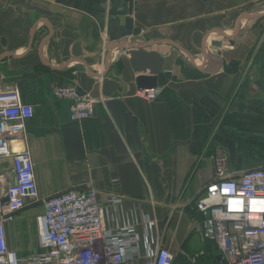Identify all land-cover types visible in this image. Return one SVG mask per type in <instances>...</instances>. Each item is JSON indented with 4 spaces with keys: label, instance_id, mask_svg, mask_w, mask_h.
<instances>
[{
    "label": "crops",
    "instance_id": "crops-1",
    "mask_svg": "<svg viewBox=\"0 0 264 264\" xmlns=\"http://www.w3.org/2000/svg\"><path fill=\"white\" fill-rule=\"evenodd\" d=\"M167 43L161 92L145 100L123 45ZM64 83L96 98L92 117L71 119V101L53 94ZM6 87L34 108L25 134L9 136L30 150L42 196L93 185L128 209L146 202L177 264L201 250L198 264H221L192 232L194 199L215 178L218 150L232 173L264 167V0H0ZM0 176L13 181L11 158H0ZM27 227L37 234L24 213L7 226L20 253L35 247L19 241Z\"/></svg>",
    "mask_w": 264,
    "mask_h": 264
},
{
    "label": "built area",
    "instance_id": "built-area-1",
    "mask_svg": "<svg viewBox=\"0 0 264 264\" xmlns=\"http://www.w3.org/2000/svg\"><path fill=\"white\" fill-rule=\"evenodd\" d=\"M161 89H138L154 100ZM57 98L71 101L70 117L82 121L95 114L97 100L76 83L59 84ZM34 108L15 87L0 90V158L13 161V181L0 176V264H173L174 253L155 234L157 220L146 202L127 208L125 198L108 193L103 200L93 185L42 196L29 149L13 145L10 134H25ZM215 179L194 199L198 213L192 231L220 252L221 264H264V167L232 173L228 156H211ZM37 216L39 251L23 255L8 243L7 226L20 212ZM204 250L189 257L195 264Z\"/></svg>",
    "mask_w": 264,
    "mask_h": 264
},
{
    "label": "water",
    "instance_id": "water-1",
    "mask_svg": "<svg viewBox=\"0 0 264 264\" xmlns=\"http://www.w3.org/2000/svg\"><path fill=\"white\" fill-rule=\"evenodd\" d=\"M140 33L141 30L137 29L134 34L137 36ZM167 44V46L160 45L159 47H151L150 44L147 46H137L134 44H129V46L128 44L123 45V48H129L131 64L135 72L139 74L137 83L140 89H153L158 87V77L163 70L164 59L171 51V46L174 45L171 43ZM228 44L229 43H227V45ZM231 44H233V42H231ZM215 45L221 48L222 42H218ZM148 70H150V74H142ZM81 71H86V68H81Z\"/></svg>",
    "mask_w": 264,
    "mask_h": 264
},
{
    "label": "rangeland",
    "instance_id": "rangeland-1",
    "mask_svg": "<svg viewBox=\"0 0 264 264\" xmlns=\"http://www.w3.org/2000/svg\"><path fill=\"white\" fill-rule=\"evenodd\" d=\"M225 44L226 46L229 45V44L227 45V43ZM22 213H24L25 215H29V218L35 221L37 224V216L41 213V209L36 210V212H33L32 210H24ZM19 241L22 244L23 243L26 244V246L35 245L34 248L31 247L29 249L27 248L23 250L22 252L23 255H29L38 252L40 249L38 246V226H37V234L33 233V230L30 227L25 228L22 235L19 238Z\"/></svg>",
    "mask_w": 264,
    "mask_h": 264
},
{
    "label": "trees",
    "instance_id": "trees-1",
    "mask_svg": "<svg viewBox=\"0 0 264 264\" xmlns=\"http://www.w3.org/2000/svg\"><path fill=\"white\" fill-rule=\"evenodd\" d=\"M211 244H212V243H211ZM212 246H213V245H212ZM197 253H198V252H197ZM203 254H204V253H203ZM203 254L199 255V257L197 258V261H196L195 264H198V262L201 261V259H203V258H202ZM194 255H195V254H194ZM177 262H179V259H178V258H175L173 264H177ZM190 263H191V262H190ZM191 264H192V263H191Z\"/></svg>",
    "mask_w": 264,
    "mask_h": 264
}]
</instances>
